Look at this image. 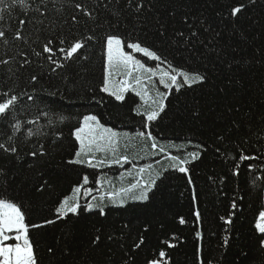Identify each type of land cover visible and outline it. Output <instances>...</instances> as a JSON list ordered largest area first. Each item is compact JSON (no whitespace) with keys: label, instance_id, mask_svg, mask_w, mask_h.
<instances>
[{"label":"snow or ice","instance_id":"obj_1","mask_svg":"<svg viewBox=\"0 0 264 264\" xmlns=\"http://www.w3.org/2000/svg\"><path fill=\"white\" fill-rule=\"evenodd\" d=\"M68 3L69 0H0V47L4 50L0 56V74L6 72L8 80L18 79V74L28 71L34 63L30 55L39 68L38 73L33 72L27 78L31 91L11 87L0 90V138H3L0 160L9 162V166L0 165V264H40L37 245L31 236L34 230L56 226L58 222L68 223L69 217L79 219L83 213L107 220L113 208L124 209L130 203L146 204L151 199L150 193L154 196V189L159 190L158 181L162 183L165 173L170 171L187 177V184L192 187L191 214L197 225L193 229L197 242L195 262L205 264L200 243L203 215L189 165L202 159L206 146L191 140L187 145H176L172 141L163 144L151 131L162 114L167 115L173 99L179 111L180 97L196 90L224 101L219 113L222 124L217 125L219 130L213 133L214 151L227 168L219 180L226 185L234 178L237 191L255 192L259 208L249 221V231L254 234L255 247L264 255V80L259 84V102H253L254 108L249 105L246 113H242L238 106L240 100L233 95L234 89L245 87V67L249 63L239 55L238 49L241 44H250L255 39L241 27L242 18L254 25L258 23L262 42L252 61L264 68V0H227L223 4L212 0L219 21L216 24L202 13L197 16L192 12L193 0H70L71 14L66 17ZM181 8L186 10L181 12ZM255 16L259 17V22ZM226 32L230 33L227 40ZM161 47L167 55L161 52ZM97 48L102 71L99 93L121 104L127 102L128 93L139 98V102L133 101L131 109L141 124V129L134 134L107 126L97 114L69 116L63 113L62 105L58 107L59 101L74 103L68 97L75 93L78 80L86 79L89 62ZM181 48L190 55L182 57V63H174L173 52L178 53ZM192 56L196 57L195 66ZM70 85L72 92H69ZM85 91L92 94L91 102H104L103 98H97L95 87L88 86ZM45 97L51 99L45 100ZM189 115L194 122L201 120L198 102ZM34 138L35 146L29 147L22 156L20 145H31ZM189 145L196 150L183 157L168 152L169 148L184 150ZM141 152L143 157H140ZM161 154L168 161L166 165L156 169L152 163L139 167L133 164L120 174L119 186L105 176L95 175L106 167H123L137 157ZM25 157L33 162L59 157L58 169L76 171L79 168L78 179L71 185L70 193L57 197L40 213L38 221L32 219V203L26 197L9 195L16 183L12 177L18 178L24 164H28L29 169L33 167ZM46 176L47 171L41 169L30 181L34 193L42 195L54 190L51 177ZM125 176H134V179L124 183ZM242 176L243 188L240 187ZM209 179L216 182L214 177ZM93 184L95 187L91 186ZM221 191L228 204L218 215L224 232L220 247L228 249L237 232L235 222L242 214L245 195L234 194L229 200L227 193ZM94 192L97 194L93 195ZM178 223L186 225L187 220L180 216ZM103 230L104 225L95 228L87 241L90 248H100ZM65 235L67 240L60 251L66 258L72 257L75 264L73 249L69 246L74 243L71 227ZM113 239L112 235L108 236V240ZM178 239L173 234L160 241L157 253L145 256L142 264H176L166 249L174 250L177 245L172 241ZM145 243V237L139 235L131 252H124L121 264H137L136 255ZM46 251L52 257L56 255L52 246ZM238 255L242 257L240 264H247L248 256L243 247ZM108 264L116 262L109 259ZM207 264L212 262L207 261ZM222 264L230 262L222 260Z\"/></svg>","mask_w":264,"mask_h":264},{"label":"trees","instance_id":"obj_2","mask_svg":"<svg viewBox=\"0 0 264 264\" xmlns=\"http://www.w3.org/2000/svg\"><path fill=\"white\" fill-rule=\"evenodd\" d=\"M226 2L227 0H220V4ZM185 10L181 8L180 11L183 12ZM192 12L197 16L202 13L203 17H207L213 24L219 22L214 13L212 0H193ZM70 14L69 0L65 16L70 17ZM255 18L259 22V17L255 16ZM171 23L173 22L170 21ZM175 23L179 26V21ZM28 27L31 28V25ZM241 27L249 33L250 37L255 38L252 43L241 44L238 49L239 55L245 57L249 63L245 67V87L234 89L233 95L240 100L238 106L241 107L242 113H246L249 110V105L254 108L255 104L253 102H259V84L264 80V68L252 61L253 55L257 54V49L262 42L258 23L254 25L246 18H242ZM221 28H223V25H221ZM80 30L84 31L83 25L80 26ZM185 31L187 35V30ZM44 35L46 36L47 33ZM229 35L230 33H225V40L228 39ZM157 44H159V41H157ZM197 46L199 47V45ZM160 50L164 52L163 47ZM3 53L4 50L0 47V56ZM164 54L167 55V52H164ZM173 55L175 56L174 63H182V57H189L190 54L181 48L178 53L173 52ZM99 56L100 52L99 48H97L89 62L86 79L78 80L75 93L68 97L74 103L59 101L58 107L62 105L63 113L69 116L88 112L97 114L101 122L107 126H112L118 131H127L130 134H134L136 130L141 129V124L140 118L135 116L131 109L134 107L133 101L139 102V98L135 97L134 93H128L127 102L121 104L105 94L99 93L98 83L102 74ZM168 58L173 59V56H168ZM30 59H33L34 63L29 67L28 71L22 70L18 74V79L8 80L6 72L0 74V90H6L11 87L17 91H31L27 78L33 72L38 73L39 68L35 63V58L30 55ZM191 61L193 66H195V63H197L196 57L192 56ZM147 63L153 64L151 61H147ZM13 67H16V65H13ZM88 86L96 88L97 98H103V103L96 104L91 102L92 94L85 91ZM69 92H72L71 85L69 86ZM48 99L51 98L45 97V100ZM229 99L231 100V97ZM197 102L201 107L202 117L199 122H194L190 119L189 113L195 108ZM223 103L222 99L209 96L206 91L196 90L189 92L185 96L180 97L179 111H177V101L175 99L171 101L167 115L162 114V119L152 127L151 131L163 144L172 141L176 145H187L188 141L191 140L193 143L201 142L206 146L205 151L202 153V159L189 165L192 169L191 175L194 180V187L199 196L198 207L203 215V223L200 225L203 232V240L200 243L203 245L205 264H207V261H211L212 264H222V260L228 261L230 264H240L242 257L238 253L241 251V247L247 253V264H264V255H261L255 247L254 234L249 231V221L252 220L253 214L259 208L255 192L251 190L246 193L237 191L234 178L230 179L226 185H222L219 180V177L227 172V168L214 151L213 133L219 130L216 126L222 124L219 119V113L223 110ZM41 107H44V105H41ZM20 118L24 119L25 117L21 116ZM72 123H75V121H72ZM8 130L10 131V129ZM64 131L67 136V128ZM17 135L19 136L20 134ZM0 142H3V138H0ZM35 143L34 138L31 145L21 144V155L24 156L28 148L34 147ZM195 150L194 147L189 145L184 150L169 148L168 152L172 155L183 157L187 152ZM128 154L131 158V153ZM140 157H143L142 152ZM140 157H137L130 164H125L123 167H106L95 172V175L98 176V173L105 169L117 173L118 169H130L133 164L139 167L146 163L153 164V161H160V164L156 162L153 164L154 168L159 169L161 165L168 163L162 154L147 158ZM67 158L65 156V159ZM25 159L33 163V167L29 169L28 164H24V169L19 173L18 178L12 177L16 183L13 185L9 195L19 196L22 199L26 197L32 203V219L38 221L40 213L51 206L57 197L70 193L71 185L78 179L77 171H79V168L76 171L71 168L58 169L57 165L61 163L59 157L51 161H47V158H41L34 162L30 157H25ZM21 163H24V161L22 160ZM0 165L9 166V162L0 160ZM41 169L47 171L48 176L46 178L51 177L50 182L54 185V190L45 191L42 195L34 193L30 183L40 174ZM84 171L93 172L91 169H84ZM110 172L108 171L109 174ZM165 176L166 178L163 179L162 183L158 181L159 190L154 189V196L150 193L151 199L146 204L130 203L124 209L113 208L110 211L106 209V211H109L107 220H103L95 214L83 213L79 219L74 220V218L69 217L68 223L58 222L56 226L34 230L31 236L37 245L40 264H73V258H66L60 251L65 246L67 240L65 233L68 232L70 227L73 231L74 243L69 246L73 249L75 264H108L109 259L115 261L116 264H121L124 252H131V246L137 241L138 236L143 235L146 243L142 250H138L136 255L137 264H142L145 256L157 253L161 246L160 241L170 238L173 234L179 238L172 241L177 247L174 250L166 249L170 252L172 261L176 262V264H196L195 246L197 242L195 241L193 229L197 225L191 214L193 210L191 203L192 187L187 184V177L178 172L170 171L165 173ZM113 177L109 175L108 180L112 181ZM209 177L216 178V182L213 183ZM243 179L242 176L240 178L241 188L244 187ZM112 183L115 184L116 182ZM221 189L227 193L229 200L234 194L236 196L245 195L242 214L235 222L237 232L233 234L232 246L228 249L220 247L221 237L224 232L222 227L219 226L221 222L218 220V215L225 211L228 204V200L224 199ZM180 216L187 220L186 225L178 223ZM124 224H128V227H123ZM101 225H104L101 246L100 248H94V246L90 248L87 241L94 234L95 228L101 227ZM145 227L148 228L147 232L144 231ZM113 228H115V231ZM109 235H112L114 239L108 240ZM48 246L56 249L54 257L47 253L46 248Z\"/></svg>","mask_w":264,"mask_h":264},{"label":"rangeland","instance_id":"obj_3","mask_svg":"<svg viewBox=\"0 0 264 264\" xmlns=\"http://www.w3.org/2000/svg\"><path fill=\"white\" fill-rule=\"evenodd\" d=\"M143 59L146 61V58H143ZM149 65H151V64H149ZM151 66H154V64H152ZM161 90H163V89L161 88ZM153 162L155 163L156 161H153ZM127 170H128V168H120V170L118 169L117 170L118 172L116 173V172H110V170L105 169V170L99 172L98 176H105L107 179H108L109 175H111L112 177L114 176L113 179H112V182H116L115 184L114 183L113 184L115 186H119V184H120V180H119L120 174L123 173V172H126ZM108 171L110 172V174L108 173ZM133 179H134V176H125L124 183L132 182ZM91 186L95 187V184H93ZM96 194L97 193H95V192L93 193V195H96Z\"/></svg>","mask_w":264,"mask_h":264}]
</instances>
